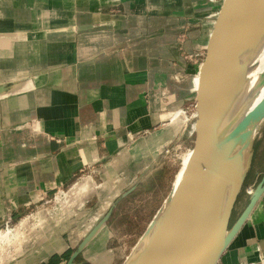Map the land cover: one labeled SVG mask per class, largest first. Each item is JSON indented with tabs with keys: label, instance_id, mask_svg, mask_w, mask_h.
I'll return each instance as SVG.
<instances>
[{
	"label": "crops",
	"instance_id": "0c3cea01",
	"mask_svg": "<svg viewBox=\"0 0 264 264\" xmlns=\"http://www.w3.org/2000/svg\"><path fill=\"white\" fill-rule=\"evenodd\" d=\"M189 1L162 0L160 15L154 0H0V231L85 178L102 188L76 208L85 223L66 220V236L58 228L57 240L45 237L8 264H66L115 204L165 165L177 133L144 151L133 146L164 129L156 130L171 104L181 107L185 93L196 91L202 59L195 57L204 53L213 21L201 33L180 14L174 18ZM176 66L180 72H164ZM188 68L196 73L191 79ZM108 221L75 264L112 261ZM41 248L60 251L49 259L38 257ZM216 264H264V191Z\"/></svg>",
	"mask_w": 264,
	"mask_h": 264
},
{
	"label": "water",
	"instance_id": "95a60500",
	"mask_svg": "<svg viewBox=\"0 0 264 264\" xmlns=\"http://www.w3.org/2000/svg\"><path fill=\"white\" fill-rule=\"evenodd\" d=\"M263 24L264 0H223L217 11L199 69L190 159L166 216L156 258L149 264H216L264 191V184H260L238 219L229 227L236 199L233 186L208 243V227L220 191L239 161L230 162L219 150L215 124L216 81L221 80L219 87L226 93L230 87L229 79L239 71L238 68L242 69L238 56L244 37ZM251 120L264 121V100L246 116L242 126ZM111 214L112 210L83 240L66 264H75L74 259Z\"/></svg>",
	"mask_w": 264,
	"mask_h": 264
},
{
	"label": "rangeland",
	"instance_id": "374dc122",
	"mask_svg": "<svg viewBox=\"0 0 264 264\" xmlns=\"http://www.w3.org/2000/svg\"><path fill=\"white\" fill-rule=\"evenodd\" d=\"M145 1L148 2V0ZM150 1L152 2L153 0ZM154 1L157 5V14L163 15L162 13H164V10L162 9V0ZM141 2H143V0H141ZM222 3L223 0H190L189 2H183L180 8H176L173 16L174 18H178L176 15L180 14L182 16L180 18L184 19L189 30H199L202 33V30H206L210 27L211 21L215 19L217 11L219 10V7L222 5ZM185 34L186 32H180L177 36V44L179 46L181 55H184V44L187 40V38L184 37ZM201 55L202 56L195 57L197 59L199 58L198 62H201L200 58L203 60L204 53ZM178 67L179 66H176L172 71L166 70L164 72L175 74L180 72ZM184 75L186 78L191 79L196 75V73L192 71L191 68H188V70L184 72ZM163 93H167V88H163ZM185 96L188 98V100H186L187 102L181 107H178L176 102H173L170 108L166 110V113H169L167 115V120H164L165 122L161 123L156 129L159 130L160 128L170 126L174 122H177L173 127V133H177V137L174 139L172 145H170L167 152L164 154L163 161L164 163L168 162L172 167L177 162L178 170L181 169L183 166L182 164H185V160L189 157L194 140L193 106L195 92L187 91ZM170 100L165 99L163 102L167 103V101L169 102ZM180 115L183 118L185 117V123L182 125L179 124L181 122ZM182 129H184V132H182L180 135L178 131L180 132ZM122 154L127 155V158L124 161L130 157V155L127 153V150L123 151ZM157 166L150 175L143 178L137 189L132 194L127 196L125 199L119 200V202L115 204L116 207L114 208L113 213L107 223L109 230L112 232V238L108 244L112 249V254L110 253V255H112V261H108L109 264H123L126 256L130 253L138 239L145 232L149 223L152 221L157 211L162 207L172 190L171 186L168 191H165V187L156 191L155 185L158 179L157 173L164 169V166L161 168ZM117 170L114 172L106 171V173H115ZM230 176L234 177L233 186L234 190L236 191V199L233 206L229 227L235 223L242 211L245 209L255 189L260 184H264V121L258 126L257 131L252 139L247 159L245 158L243 163L240 162V164H238V166L232 171ZM126 184L127 185L125 187L127 188L130 183L127 182ZM101 190H98L97 192L99 193ZM65 192L66 191H63L60 194L54 195L47 204L37 209L38 212L43 213V215H45V219H47L44 223L43 232H39L40 234H38L39 229L35 228L33 232L29 233L28 237H31L32 241L37 238L30 248L26 245L25 247L23 246L19 251H14L15 247L20 245L19 241L24 237V234L26 235V230L23 231L19 224L18 226H16V223L11 224L9 231H7L9 232V240L0 244V264H8L9 261H15L16 258L20 257L26 251H29V253L33 252L34 247L39 245L42 246L45 237H51L50 240L53 241H55V239L57 240L58 238L56 236L58 234H56V232L58 231V228L60 230L59 235L66 236L67 231L69 230L68 228L63 227L65 224H68L65 222L66 220L70 221L73 227H80V224L85 223L86 218L79 216L80 214L77 215L78 212H76V208L79 207L78 202H73L68 206V208L63 210L61 214L56 215L55 217L49 216V212L59 205V201H57V199ZM90 196L91 195H89V197ZM105 203V208H107V205L110 204V199ZM95 205H97V201H92L88 204V206H91L92 208H94L93 206ZM83 208L85 207L83 206ZM37 210L35 209L30 214L35 215ZM55 226L57 228H54ZM53 232L56 234V236H53ZM2 233L6 232L2 231ZM104 234H106V236L104 235L105 241L108 238V234L107 232H104ZM59 251L60 250L58 249L53 251L41 248L39 249L38 257L49 256V259H53L58 256ZM71 252V250L65 252L63 257L68 258ZM65 262L66 261H59L61 264H64ZM39 264L42 263L40 262Z\"/></svg>",
	"mask_w": 264,
	"mask_h": 264
},
{
	"label": "bare ground",
	"instance_id": "6f19581e",
	"mask_svg": "<svg viewBox=\"0 0 264 264\" xmlns=\"http://www.w3.org/2000/svg\"><path fill=\"white\" fill-rule=\"evenodd\" d=\"M238 64L242 69L238 68L239 71L236 74L234 72L232 78L229 79L230 87L226 93H223L221 87H219L221 80L216 81L215 124L220 152L230 162L239 160L238 164H240V162L243 163L245 158L247 159L252 139L258 126L262 123V121L251 120L242 126L246 116L264 100V24L258 30L252 31L244 37L239 51ZM180 121V125L185 123V117L183 118L181 116ZM176 123L174 122L170 126L165 127L150 138L136 142L133 150L144 151L146 147L154 145L155 141H158L161 136L166 135L167 137H171L174 132L173 127ZM189 159L190 155L177 173L172 190L164 204L157 211L145 232L126 256L123 264H149L155 260L166 216L176 198ZM233 181L234 177L229 176L220 191L213 220L208 227V243L211 242V233L215 231L227 202L230 199ZM92 183L86 178L77 184L75 183L69 191H66L57 199L59 205L49 212V216L55 217L61 214L73 202H78V205L81 206L88 195L102 189ZM46 219L43 213L38 212L21 221L19 226L23 231L26 230V235L24 234V237L19 241L20 245L16 246L14 251H19L26 245L27 247L30 246L33 241L31 237H28L29 233L33 232L35 228L39 229L38 234L43 232ZM98 230L99 228L96 232ZM8 233L0 234V244L9 240Z\"/></svg>",
	"mask_w": 264,
	"mask_h": 264
},
{
	"label": "trees",
	"instance_id": "16d2710c",
	"mask_svg": "<svg viewBox=\"0 0 264 264\" xmlns=\"http://www.w3.org/2000/svg\"><path fill=\"white\" fill-rule=\"evenodd\" d=\"M178 171L179 170H178L177 162L173 165V167L168 162H166L164 165V169L157 173L158 179L155 185L156 191L158 189H163L164 187H165V191L166 190L168 191L170 187L172 186L175 176L178 173Z\"/></svg>",
	"mask_w": 264,
	"mask_h": 264
},
{
	"label": "built area",
	"instance_id": "2783aa9c",
	"mask_svg": "<svg viewBox=\"0 0 264 264\" xmlns=\"http://www.w3.org/2000/svg\"><path fill=\"white\" fill-rule=\"evenodd\" d=\"M10 226L11 225H10L9 221H6L5 224H4L3 229L0 231V234L2 233V231H5V232L9 231V229H10L9 227Z\"/></svg>",
	"mask_w": 264,
	"mask_h": 264
}]
</instances>
